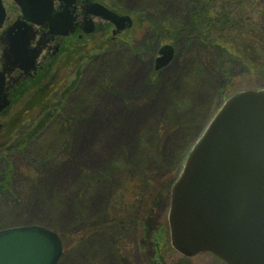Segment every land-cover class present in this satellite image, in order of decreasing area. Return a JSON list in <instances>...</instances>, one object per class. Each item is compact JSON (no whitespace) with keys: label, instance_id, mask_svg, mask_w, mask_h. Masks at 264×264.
<instances>
[{"label":"rangeland","instance_id":"374dc122","mask_svg":"<svg viewBox=\"0 0 264 264\" xmlns=\"http://www.w3.org/2000/svg\"><path fill=\"white\" fill-rule=\"evenodd\" d=\"M98 1L133 24L113 40L101 32L70 39L51 81H41L44 93L38 86L17 98L12 115L23 121L13 135L0 132V230L54 231L57 264H224L172 248L171 189L222 105L238 91L264 89V71L208 44L191 22L190 0ZM164 45L172 58L156 70ZM36 99L50 112L44 122ZM126 133L131 142L119 139Z\"/></svg>","mask_w":264,"mask_h":264},{"label":"water","instance_id":"95a60500","mask_svg":"<svg viewBox=\"0 0 264 264\" xmlns=\"http://www.w3.org/2000/svg\"><path fill=\"white\" fill-rule=\"evenodd\" d=\"M15 1L22 9V19L48 29V34L73 33L74 0H58L64 3L61 12L53 10L54 0ZM92 10L114 25L113 34L132 26L129 15L99 4ZM3 15L0 2V25ZM21 27L25 29L17 32L4 59H12V67L27 75L41 47H30L31 24L17 28ZM159 54L155 69L169 63L173 50L164 45ZM168 221L171 245L183 256L211 252L227 264H264V89L239 91L222 105L172 186ZM61 254L59 236L45 227L0 230V264H57Z\"/></svg>","mask_w":264,"mask_h":264},{"label":"flooded vegetation","instance_id":"af4514ba","mask_svg":"<svg viewBox=\"0 0 264 264\" xmlns=\"http://www.w3.org/2000/svg\"><path fill=\"white\" fill-rule=\"evenodd\" d=\"M0 2L4 10L0 25V132L2 131L4 133L2 137H5L7 136V130L13 131L12 135L17 130L16 115H12V109H14L17 98L26 94L35 82H39V78L49 73V69L55 64L58 55L65 53L63 47L66 42L74 37L77 40L84 41L98 32H101V36L106 35V39L108 37L113 40L115 36L112 33L114 26L92 13V6L95 3H100L98 0L73 1L71 4V17L73 18L74 31L70 36L50 35L48 29L37 26L27 19L23 20L22 10L15 0H0ZM52 7L55 12H61L64 3L54 0ZM21 22L26 27L31 24L33 38L30 46L33 48L41 47L42 49L37 60H35L34 69L27 75L24 74L23 69L12 67V59L9 62L4 59L8 45L16 42L17 32L25 29L24 27L17 28L22 24ZM90 27L93 28L94 33L87 35L86 30ZM3 69L7 71L3 72L2 75ZM3 96L4 100L2 101ZM3 105H5L4 108ZM12 141L13 138L10 139L9 143L13 144Z\"/></svg>","mask_w":264,"mask_h":264},{"label":"trees","instance_id":"16d2710c","mask_svg":"<svg viewBox=\"0 0 264 264\" xmlns=\"http://www.w3.org/2000/svg\"><path fill=\"white\" fill-rule=\"evenodd\" d=\"M190 3L191 22L208 44L231 51L234 56L238 55L248 66L255 68L257 73L264 71V0H190ZM234 13L239 14L238 17H234ZM46 77L47 75L41 77L28 91L32 90L33 95L42 91L44 84L41 81ZM49 81L51 79H48L47 84ZM38 86L39 90L35 88ZM42 104V99L34 102L43 112V120L40 122H44L50 113H44L46 108H42ZM27 108L30 109V106L25 107V111ZM22 121V118L16 116L17 128ZM34 131L35 128L30 130V136Z\"/></svg>","mask_w":264,"mask_h":264},{"label":"bare ground","instance_id":"6f19581e","mask_svg":"<svg viewBox=\"0 0 264 264\" xmlns=\"http://www.w3.org/2000/svg\"><path fill=\"white\" fill-rule=\"evenodd\" d=\"M127 86V85H126ZM157 104V103H156ZM156 104H155V106H156ZM161 104H159L158 105V107L160 106ZM122 111L121 110H118V109H116V111H115V113H121ZM150 113H152V112H150L149 110L148 111H145V115H147V114H150ZM124 116V114H120L117 118H124V119H126V121L129 123V121H131L132 120V118L133 119H135V118H137V119H139V120H137L138 122H141L142 120H144V114L143 113H135L134 115H132V118H128V117H123ZM119 139H125V140H129L130 142L133 140V137L132 136H130V135H128L127 133L125 134V135H122L121 136V138H119ZM95 161V160H94Z\"/></svg>","mask_w":264,"mask_h":264}]
</instances>
